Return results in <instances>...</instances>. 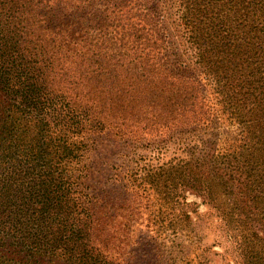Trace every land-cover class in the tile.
<instances>
[{
	"label": "trees",
	"instance_id": "16d2710c",
	"mask_svg": "<svg viewBox=\"0 0 264 264\" xmlns=\"http://www.w3.org/2000/svg\"><path fill=\"white\" fill-rule=\"evenodd\" d=\"M179 5L193 66L158 0H0V264H126L132 231L88 190L84 136L166 144L222 116L248 152L208 153V184L188 161L147 176L167 198L208 190L224 248L264 264V0Z\"/></svg>",
	"mask_w": 264,
	"mask_h": 264
},
{
	"label": "rangeland",
	"instance_id": "374dc122",
	"mask_svg": "<svg viewBox=\"0 0 264 264\" xmlns=\"http://www.w3.org/2000/svg\"><path fill=\"white\" fill-rule=\"evenodd\" d=\"M158 4L168 27L171 48H177L181 57H188L193 66L194 58H190L192 51L188 48L194 46L181 24L179 0H158ZM206 88L212 93L211 84ZM215 126L206 124L185 131L166 144L119 138L110 131L84 136L83 180L88 190L98 197H110L116 224L122 226L126 221L132 231L120 254L126 264H208L209 250V264H243L233 246L224 248L222 225L228 211L224 204L210 202L208 190L204 196L191 188L167 198L162 185L150 183L147 176L148 172H161L170 163L188 161L195 166L201 164L206 172L202 180L208 184V153L248 152L245 133L234 120L222 116ZM226 134L230 136L228 143L223 142ZM154 184L162 191L154 188ZM227 199L233 205L232 198ZM259 227L255 226L257 230Z\"/></svg>",
	"mask_w": 264,
	"mask_h": 264
}]
</instances>
